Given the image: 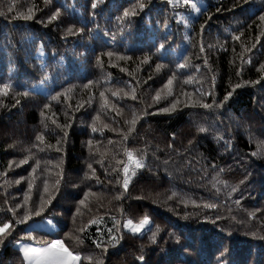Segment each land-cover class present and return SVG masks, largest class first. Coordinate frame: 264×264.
<instances>
[{
  "label": "trees",
  "instance_id": "trees-1",
  "mask_svg": "<svg viewBox=\"0 0 264 264\" xmlns=\"http://www.w3.org/2000/svg\"><path fill=\"white\" fill-rule=\"evenodd\" d=\"M139 3L144 8H135V16L117 19ZM191 3L199 13L167 0H104L94 23L90 0H0L5 13L0 15V85H10L6 95L0 94V209L22 203L33 177L29 206H36L43 180L51 192L57 173L63 177L43 214L57 227L38 229L34 236L60 239L82 257H101L94 241L101 233L107 240L115 218L123 239L102 256L105 264H219L222 253L226 264H264V74L258 71L264 63V22L258 19L264 0ZM29 8L32 19H23ZM57 8L60 17L49 22ZM69 27L83 31L72 34ZM185 58L188 66L177 67ZM173 73L168 95L164 85ZM158 90L162 98L155 103ZM203 91L212 95L201 98ZM176 97L175 111H159ZM201 99L223 103L205 109L196 103ZM142 109L151 114L123 140L125 120ZM126 150L145 167L136 170L125 191L118 161L127 163ZM26 156L27 163L17 166ZM89 164L95 177L86 179ZM89 189L95 195H89L85 208L78 201ZM205 203L218 207L207 209ZM77 207L82 215L74 222ZM24 210L16 209V217ZM144 215L152 219V230L161 228L156 243L149 229L140 235L122 227L125 219ZM93 217L96 224L76 231ZM9 218L10 212H0V220ZM34 221L41 217L15 226L6 237L0 264H26L16 242L37 244L24 231Z\"/></svg>",
  "mask_w": 264,
  "mask_h": 264
},
{
  "label": "snow or ice",
  "instance_id": "snow-or-ice-1",
  "mask_svg": "<svg viewBox=\"0 0 264 264\" xmlns=\"http://www.w3.org/2000/svg\"><path fill=\"white\" fill-rule=\"evenodd\" d=\"M245 2H247V0H245ZM45 3H50V0H45ZM104 0H90V7L93 10L91 15L93 17V22L95 23V15L96 12L95 10L97 9L98 5L103 4ZM167 3L169 5H172L173 7L178 6L179 4L183 3L184 5H190L191 8L195 9V11L197 13L200 12V8H198L196 6V4L191 3V0H167ZM139 8V9H143L144 8V4L143 3H139L136 6H134V8L132 9H125L123 12L122 17H117L118 20L123 21L124 18H127L129 16H135L136 15V11L135 8ZM13 11V6L9 5L8 6V12L11 13ZM219 11V9H218ZM32 13L33 10L31 8L28 9V14L23 16V19H32ZM0 15H5L4 12L0 11ZM61 15V11L59 8L56 9V11L48 18L49 22L53 21V20H57ZM259 21L264 22V13H262L259 17H258ZM186 23V22H185ZM201 28L203 29V25H201ZM83 29H77L76 32H82ZM68 32L72 33V34H76V32H73L72 27H69ZM243 33H241L242 35ZM236 40H239V36H234L233 37ZM112 39L115 40V34L112 35ZM257 42H259L257 40ZM254 47V45H253ZM159 48L163 49L164 48V43H160L159 44ZM201 51H204L203 46L201 45L200 48ZM107 55L109 57L113 56L114 53L112 52H108ZM121 59H124L125 57H120ZM130 59V57H129ZM147 57H145V61L147 62ZM207 61H205L206 63ZM248 63H251V58H249V60L247 61ZM188 66L187 64V58H185V62L184 63H180L177 65V67L179 68H186ZM162 66L160 64L156 65L157 70H159ZM258 71H260L262 74H264V63H261L259 65ZM175 78V73H173V76L170 77L166 84L164 85V88L168 89V95H172V91H171V85L173 83V79ZM262 78H264V76H262ZM191 79V77H189V80ZM214 79V78H213ZM186 83L189 82L188 80L185 81ZM259 81H254L252 83H258ZM91 83V82H89ZM240 84H236L234 86L235 87H240ZM87 87V85L85 86ZM10 88V85L5 83L0 85V94H7V90ZM161 92L162 90H158L156 91L155 95L152 97L153 102L158 103L162 96H161ZM127 93H125L126 95ZM231 92H228L225 96H224V100H228L229 97L231 96ZM24 95H27V92L24 93ZM59 95V94H57ZM101 97H104V93L101 92L100 93ZM113 96L118 95L117 92H112ZM183 95L187 96L188 93H183ZM201 98H203L204 96H211L212 93L210 91H203L200 93ZM56 97H53V99H55ZM133 99H136L135 95H133L132 97ZM18 102V101H17ZM180 103L179 97H176L175 99H173V101L169 104L168 107L165 108H161L159 109V111L161 112H169V111H175L177 104ZM197 104H199L200 107H203L205 109H211L213 108V106L215 105L216 107H220L222 106L221 102L220 104H217V102L215 101V99H213L212 103H204L201 101H197ZM108 101L107 99L104 100V106H107ZM45 107H49L48 105H45ZM149 107H151V105H149ZM113 110L117 112V115L120 114V111L118 109L115 108V106H113ZM151 113L147 112L146 109H142L141 112L139 114H137L134 110L132 111V118L130 120H125V124L127 125V132L123 134L122 139L123 140H127L128 139V135L131 134L132 132L135 131V126L138 122L139 119H141L143 116L145 115H150ZM96 119H99V116L96 117ZM201 132L205 131L204 128H200L199 129ZM92 131L96 132L98 131V129L93 126L92 127ZM66 135V133H65ZM175 134H173L174 136ZM36 139L38 141H43L44 137L42 135H38L36 137ZM58 144L60 143V141L57 142ZM109 143L111 144L112 141H109ZM89 145H91V141H89ZM171 147V146H169ZM60 149L57 148V151H59ZM25 151H30L28 149H26ZM125 155L127 157V163H124L123 161H118L119 164H123V168H122V187L123 189L126 191L128 188L129 183L131 182V178L136 174V170L144 168L145 167V163L144 161L137 157L136 155H134V153L130 150H126L125 151ZM253 155H256V153H253ZM30 158V156H26L24 159H22L21 161H19V163L17 164V166H19V164H24L27 163L28 159ZM13 162H9V167H11ZM39 161L35 162V167L32 168V172L35 173L37 171V168L39 167ZM88 168L91 170V176H89L88 173L85 174V178H92L95 177V170L92 169V165L89 164ZM113 171H119L118 169H116L115 167L113 168ZM62 174L61 173H57V178L54 180V183L52 185V189L53 191H49V183L48 180L45 179L43 180V192L40 195V200L39 203L34 206V207H30L29 206V200H30V192L33 188V179H30L28 182V192L25 193L24 195V199L22 203H17L15 205L14 208H8V209H0V212H10L11 213V218L7 219V220H0V245H3L4 240L6 239L7 236L12 234V231L14 230L15 226L20 225V224H25L27 221L31 220L33 217H41V221L40 224L47 227V226H51L48 227L47 230L49 232H51L54 228L55 225L53 223L52 219H49L47 216L43 215L45 212V207L46 205H50L52 203V200L55 198L54 197V193L55 191L59 190V185L61 183V179H62ZM20 179H24V177H21ZM98 180V177L96 178ZM121 179V177L118 175L117 176V181L119 182ZM16 183H20V180L15 181ZM241 183H243V181H241ZM233 192H235L237 189L235 187H233L231 189ZM47 194V196H45L44 194ZM95 195L93 193H91V189H89V191H86L84 193V196L82 199H80L78 201V205L80 206H84L85 208L87 207L86 201L89 200V195ZM122 198V194H118L115 199L119 200ZM237 203H239V201H237ZM203 207L207 208V209H214L217 208L218 205L216 203H205L203 205ZM19 208H24V212L23 214L17 218L16 217V209ZM90 211V209H89ZM76 215H82V211H81V207H77L76 209V213L74 214L73 220L75 222V216ZM216 219H220L219 216H217ZM98 222L97 218L93 217L90 218L87 222L86 225H82L81 227H79L78 229H76L77 232H84L85 228L87 227V225L90 224H96ZM215 222V221H213ZM34 224L36 223L35 221L33 222ZM120 224V221H117L115 218H113V228H109L107 229V240H104V234L101 233V238L97 241H94L95 246L97 248H100L102 251V256L106 255L108 252L109 247L115 249L120 241L123 239V235L120 232L119 228L117 227V225ZM150 225V218L147 215H144L141 219H139L138 221H135L131 218L127 219L123 224L122 227L124 229H127L129 232H131L132 234H137V233H141L146 226ZM115 229V232H114ZM7 230V231H6ZM37 227H34L32 225H30L28 228H26L24 231L27 234V238L34 240L37 242V244L39 246L36 247H32L29 245H23L20 244V241H17V244H20V250L23 253V260L26 262V264H81L82 259L83 260H87L89 262V264H105L104 258L101 257H94L92 255H87V256H81V254L79 252H76L75 254L71 251H68L67 248H65L64 244L61 242L60 239H54V240H42L36 236L33 235V232L37 231ZM149 231H151V236L149 237L150 241L152 243H156V239H157V235L158 233L161 231V228L159 226H155V229L152 230L151 228H149ZM68 235V234H66ZM170 236H174V234L169 233ZM69 238H73L72 236H69ZM75 239L79 240L80 238L74 237ZM176 241L179 242V237H175ZM141 251H143V246H141ZM222 258L219 261V264H226V261L223 259V253L221 254ZM137 259L139 261H143L144 260V256L140 255L137 257Z\"/></svg>",
  "mask_w": 264,
  "mask_h": 264
},
{
  "label": "rangeland",
  "instance_id": "rangeland-1",
  "mask_svg": "<svg viewBox=\"0 0 264 264\" xmlns=\"http://www.w3.org/2000/svg\"><path fill=\"white\" fill-rule=\"evenodd\" d=\"M150 218V217H149ZM49 219H52V218H49ZM127 219H125L124 220V222L126 221ZM135 222V221H134ZM53 223H54V221H53ZM151 224H152V219L150 218V225H148V226H146L145 227V229L141 232V233H137V234H143L146 230H148L149 228H150V226H151ZM30 225H32V226H34V227H37V229H45V230H47V228L48 227H51V226H47V227H45V226H43V225H41L40 224V221H37L35 224L34 223H31ZM29 225V226H30ZM54 225H55V223H54ZM28 226V227H29ZM27 227V228H28ZM57 226L55 225V228H56ZM54 228V229H55ZM53 229V230H54ZM52 230V231H53ZM126 231H128L127 229H125ZM20 244H23V245H29V246H32V247H36V246H39L38 244H34V243H31V242H27V241H20ZM20 244H18V246H19V248H20ZM66 248V247H65ZM69 251V250H68Z\"/></svg>",
  "mask_w": 264,
  "mask_h": 264
}]
</instances>
